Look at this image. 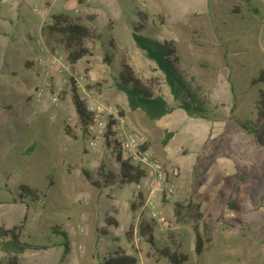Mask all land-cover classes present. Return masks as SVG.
I'll list each match as a JSON object with an SVG mask.
<instances>
[{"label": "rangeland", "instance_id": "1", "mask_svg": "<svg viewBox=\"0 0 264 264\" xmlns=\"http://www.w3.org/2000/svg\"><path fill=\"white\" fill-rule=\"evenodd\" d=\"M74 8L55 9L54 14L79 18L102 38L86 42L92 56L53 76L50 91L58 103H50L48 96L37 103L36 87L29 90V101L0 89V227L20 226L23 244L46 246L18 255L20 264H102L117 251L136 257L137 264H169L138 235L134 186L99 188L85 177V170L98 180L99 167L114 173L119 168L104 141L93 149L87 146L72 98L75 86L88 106L99 97L117 106L128 122L147 120L143 111L131 110L117 85L124 59L151 94L177 109L179 100L164 72L132 37V25L139 22L144 37L174 43L178 75L205 102L207 119L227 122L224 136L208 142L204 152L180 153L188 154L181 169L165 163L176 172L175 194L167 208L174 212L175 203H191L200 205L203 216L183 211L173 229L155 232L158 245H168L171 235L180 238L181 252L189 257L184 264H264V147L238 123L256 119L257 95L264 89V84H251L264 70V0H95L89 8L80 5V12ZM9 59L12 68L18 67L16 56ZM66 125L78 139L64 134ZM177 146L171 142L168 150L174 152ZM224 156L235 160V175L212 167ZM21 186L38 189L36 203L18 197ZM230 204L239 209L231 210ZM130 226L134 230L127 238ZM204 227L213 241L199 258L194 230L203 232ZM2 244L0 264H7L14 253Z\"/></svg>", "mask_w": 264, "mask_h": 264}, {"label": "trees", "instance_id": "2", "mask_svg": "<svg viewBox=\"0 0 264 264\" xmlns=\"http://www.w3.org/2000/svg\"><path fill=\"white\" fill-rule=\"evenodd\" d=\"M91 17L89 21L91 22ZM133 39L138 47L146 53V56L155 61L158 67L164 72L166 80L171 87L172 94L179 100V107L184 109L185 112L194 118H207V110L205 102L200 100L186 85L185 81L178 75L176 66L179 65L178 53L173 42H159L152 38L144 37L143 32L145 30L144 24L141 22L132 25ZM45 43L52 50L53 53L64 54L65 60L70 65H76L82 58L92 56V51L86 47L87 41H98L102 38L101 34L96 29L86 26L81 22L79 18H73L67 13H58L52 16L50 23H47L41 32ZM113 45V42H111ZM104 62L108 63L109 59L104 58ZM121 72L117 78V85L122 92H124L128 98L131 110L143 111L149 119L159 120L165 115L169 114L173 107L162 97H157L151 94L149 89L145 88L143 83L139 81L134 75V70L122 59L120 62ZM252 85L264 84V70L260 72L258 78L254 79ZM73 103L75 105L76 113L82 123L83 134L87 137L86 126L93 120V114L88 111V105L84 102L74 86L72 89ZM257 111L256 119L238 120L241 128L246 132H249L254 138V142L259 147H264V89L259 91L257 95ZM181 98V99H180ZM63 132L66 136L78 139V135L72 131L69 125L63 127ZM111 132L108 128V134L106 140L108 148L112 149V153L118 162L119 170L117 172H109L105 170L104 166L97 169L98 180H93L90 173L86 170L84 172L93 186L102 188L106 186L118 183L122 186L135 185L142 182L145 177V173L141 171L136 165L129 161L123 160L119 144L115 141H111L109 136ZM170 134H167L163 144L168 142ZM100 180V181H99ZM20 193L18 197L22 201L28 203H36L39 199L40 192L38 189H30L29 187L21 186L19 188ZM136 206L133 203L132 209L135 210ZM229 208L239 209L237 204H230ZM174 212L176 220L182 217L184 213L196 214V218H201L203 213L200 210V205L188 204L186 207L183 203L174 204ZM194 210V213H193ZM109 224L117 225L114 219L106 220ZM20 226H15L12 229L6 230L4 227H0V247L2 248V242H5L6 247H10L14 255L8 257L7 264H20V254L24 253L30 248H45L40 245L23 244L19 240ZM138 235L146 240L155 251L158 256L167 260L169 264H184L188 261L189 257L181 252L182 241L180 238L171 235L170 243L165 246L158 245V239L155 236L156 228L154 223L142 219L137 225ZM134 226H130L126 236L130 238L133 233ZM104 233V232H103ZM195 241L194 248L196 255L200 258L213 241L212 235L204 227V231L200 232L198 229L194 230ZM7 250V249H6ZM102 264H137V259L134 256L127 255L122 251L115 252L114 255L105 257Z\"/></svg>", "mask_w": 264, "mask_h": 264}, {"label": "crops", "instance_id": "3", "mask_svg": "<svg viewBox=\"0 0 264 264\" xmlns=\"http://www.w3.org/2000/svg\"><path fill=\"white\" fill-rule=\"evenodd\" d=\"M75 1L78 3L75 4ZM80 1L82 0H0V89L20 94L21 99L29 101V90L38 88L44 80L43 70L47 67L40 61H45L49 54L56 55L45 43L41 34L43 27L50 23L55 9L69 10L74 6L75 12H80V5L89 8L95 0H84L83 4H79ZM104 2L107 3L108 0ZM41 11H47L45 17L41 15ZM11 56L18 59V67L10 66ZM146 118L141 122L131 118L129 123L147 137L153 152L161 161L179 169L186 165L188 156L180 155L181 152L188 151L195 155L204 152L208 142L220 139L227 129L226 121L194 119L179 106L159 120ZM193 120L200 126L197 133L194 130L199 127H194ZM170 122L174 123L171 128L167 126ZM178 128L180 129L177 130ZM162 132L163 135L160 136ZM167 134H170V138L163 144ZM174 141L178 142L175 153L168 150ZM212 167L220 168L222 172L233 176L237 165L234 159L224 156L215 165L212 164ZM100 233L107 235L101 230Z\"/></svg>", "mask_w": 264, "mask_h": 264}, {"label": "built area", "instance_id": "4", "mask_svg": "<svg viewBox=\"0 0 264 264\" xmlns=\"http://www.w3.org/2000/svg\"><path fill=\"white\" fill-rule=\"evenodd\" d=\"M47 11H41L45 17ZM47 69L43 70V83L35 91V100L42 103L45 96L53 104L58 103V96L51 93L53 76L64 70H71V65L63 55H48L45 61H40ZM88 111L93 114V120L86 126L88 147L95 148L100 141L106 140L108 128L109 139L119 144L123 160L136 165L145 173L142 182L134 185L138 202L134 201L137 223L142 219L154 223L159 233L173 229L177 220L174 212L167 206L171 203L175 187L173 178L176 172L170 171L151 149L148 139L132 127L126 116L112 103L92 98Z\"/></svg>", "mask_w": 264, "mask_h": 264}, {"label": "bare ground", "instance_id": "5", "mask_svg": "<svg viewBox=\"0 0 264 264\" xmlns=\"http://www.w3.org/2000/svg\"><path fill=\"white\" fill-rule=\"evenodd\" d=\"M159 234V233H158ZM162 234V233H161Z\"/></svg>", "mask_w": 264, "mask_h": 264}]
</instances>
